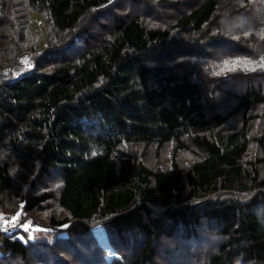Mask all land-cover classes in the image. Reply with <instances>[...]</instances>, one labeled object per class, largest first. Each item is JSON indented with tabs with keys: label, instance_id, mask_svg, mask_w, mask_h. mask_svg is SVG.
I'll use <instances>...</instances> for the list:
<instances>
[{
	"label": "trees",
	"instance_id": "16d2710c",
	"mask_svg": "<svg viewBox=\"0 0 264 264\" xmlns=\"http://www.w3.org/2000/svg\"><path fill=\"white\" fill-rule=\"evenodd\" d=\"M261 123L264 0H0V198L8 158L60 180L11 205L0 264H264ZM53 200L56 238L30 240Z\"/></svg>",
	"mask_w": 264,
	"mask_h": 264
},
{
	"label": "rangeland",
	"instance_id": "374dc122",
	"mask_svg": "<svg viewBox=\"0 0 264 264\" xmlns=\"http://www.w3.org/2000/svg\"><path fill=\"white\" fill-rule=\"evenodd\" d=\"M31 19L32 22L36 25V27L39 29V31L42 34V38H43V44H47L48 43V30H47V24L45 19L38 13L36 12H32L31 13ZM35 55H32V57ZM31 58V55L29 56ZM28 56H22L21 58H24L27 60V63H23V73H28L31 72L33 70V62L32 60L29 58ZM206 62V60L204 61V63ZM207 67H211V62L207 63ZM204 69L206 68V66L204 65L203 67ZM237 88L239 89H234V93H238L241 92L242 90H244L243 87L241 86H237ZM232 90V88L230 89ZM220 97H223L222 95H220ZM219 102V101H216ZM236 104L235 100L233 99H223V101H220V103L217 105L218 110L221 112H227L229 111V109L231 107H233V105ZM239 120V119H238ZM238 122H234L231 126V124L227 127V129L232 128L234 125H237ZM231 126V127H230ZM264 129V123H261L258 128H256V131H262ZM258 133V132H257ZM256 155V153H255ZM258 155V153H257ZM170 156H172V154H170ZM182 160H181V164H185L186 162H190L192 161L194 158L191 154L189 153H183V155L181 156ZM149 158L152 161V167L156 164V159H155V155L154 152H151L149 154ZM8 160L10 161V165H11V170H12V174L14 175V178L16 180V184L14 186V188L12 189V191L8 192L7 194H5L4 197L0 198V222L6 220V217H10L6 216L5 214L8 212L10 213L11 209H12V204H14V202H16L18 200V198H20L23 195H26L28 192H33L32 189H30L31 187H35L36 188V192L38 194L44 193V192H51L53 195H56L57 198V193H56V189H58V187H60V180L58 181V177L54 176L53 178L50 179H43L41 180L44 184L45 187L40 186L37 183H33L35 181V177L37 175L36 171L34 168H30V166H25L22 165L20 162H18L17 160L14 159H10L8 158ZM167 162H170V159H166ZM156 166V165H155ZM53 180V181H52ZM23 208V206H22ZM19 210V212H17L15 214L18 215L20 214L21 209ZM66 213H64L58 206V202L57 200H53L52 202L48 203L43 210L32 214V216L34 217L33 219H36L38 221V223H40V230L33 225L32 227L28 226L27 227V232L25 233L30 240H33L35 238L38 237H47L50 241H53L56 238V235H54L50 229H46L43 228V226H50L49 225V221L50 218L54 215H56L58 218H62L65 216ZM15 218H18L17 216ZM20 218V217H19ZM14 219V218H12ZM11 219V220H12ZM32 223V222H30ZM30 223H26L27 225ZM95 235L97 237V239L100 241V244L107 250V260L110 261L113 257H116L117 254L114 252V250L110 247L109 242L107 240V236L103 230V228L101 226H96L93 228ZM22 238V237H21ZM160 259L162 260L163 263L167 262L166 258L163 257L162 252H160Z\"/></svg>",
	"mask_w": 264,
	"mask_h": 264
},
{
	"label": "built area",
	"instance_id": "2783aa9c",
	"mask_svg": "<svg viewBox=\"0 0 264 264\" xmlns=\"http://www.w3.org/2000/svg\"><path fill=\"white\" fill-rule=\"evenodd\" d=\"M20 61L23 63H27V60L24 58H21ZM29 226L32 227L33 224H30ZM22 228V221L19 217L12 220H4L0 222V234L9 236L17 235L21 232Z\"/></svg>",
	"mask_w": 264,
	"mask_h": 264
}]
</instances>
